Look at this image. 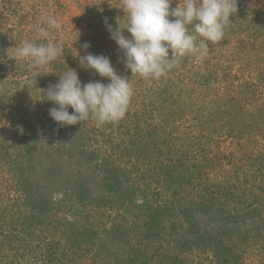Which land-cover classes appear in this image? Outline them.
<instances>
[{"label":"rangeland","instance_id":"1","mask_svg":"<svg viewBox=\"0 0 264 264\" xmlns=\"http://www.w3.org/2000/svg\"><path fill=\"white\" fill-rule=\"evenodd\" d=\"M232 3L224 36L204 56L179 58L159 80H145L125 68L106 27L126 23L123 0H0V264H96L88 237L109 239V252L125 240L138 245L134 233H115L136 221L155 244L160 227L153 235L146 226L155 211L141 204L173 197L183 220L221 201L241 230L230 264H264V0ZM46 16L60 25L48 39L64 53L37 70L15 52L25 40L45 42L37 29L47 28ZM85 42L131 80L133 96L118 122L61 126L46 95L59 75L72 68L82 83L109 82L81 68ZM205 256L216 262L211 250Z\"/></svg>","mask_w":264,"mask_h":264},{"label":"clouds","instance_id":"2","mask_svg":"<svg viewBox=\"0 0 264 264\" xmlns=\"http://www.w3.org/2000/svg\"><path fill=\"white\" fill-rule=\"evenodd\" d=\"M172 3L173 0H123L126 23H118L113 29L105 22L133 77L159 80L179 58L204 56L208 42L222 39L234 11L232 0H183L175 8ZM44 19L47 28L39 27L37 31L45 42L25 40L15 52L17 60L30 61V67L37 70L64 53L62 43L48 39V28L59 29V23L51 16ZM82 47L86 54L78 52L77 56L81 68L93 70L109 82L82 83L78 72L69 68L46 90L47 100L56 105L49 109V116L61 126L81 124L90 117L98 127L118 122L125 117L133 96L131 80L117 73L109 57L88 52L89 43ZM69 107L74 111L70 113Z\"/></svg>","mask_w":264,"mask_h":264},{"label":"trees","instance_id":"3","mask_svg":"<svg viewBox=\"0 0 264 264\" xmlns=\"http://www.w3.org/2000/svg\"><path fill=\"white\" fill-rule=\"evenodd\" d=\"M165 169L168 170V168ZM169 188L171 190L176 189L172 183L169 184ZM172 199L173 202L167 200L163 205L153 204L146 207V204H141L144 209L148 208V213L155 211L153 215L149 213L151 219L148 215L149 219L146 221L148 232L151 234L153 233V235L156 233L157 228L160 227L156 235L158 236V240L155 244L146 241L145 238L147 234L145 235L143 231L139 230L142 226L140 221L134 222L130 228L124 227L123 224L115 230L116 234L120 233V239L125 235L127 236L128 232L134 233L133 237L138 239V245H132L131 241L125 240L121 241L120 245H118L117 251L111 250L112 252H109V247L107 245V242H110L109 239L106 240V238H102V240L95 241L89 236L88 238L90 240L87 243H89V246L92 248L96 247L97 250L92 257L94 260H100H98L96 264H110L109 258L113 256L114 259L119 262L117 264H230V262H233L231 261L232 257L229 253L231 252L230 249L232 246L229 245H231V242L236 243L233 241V239L236 238L234 235L240 236L241 230L231 227V219L224 214V206L221 205V201H217V199L214 201L211 200V202L206 205L208 210L212 209L209 206H219L213 213L211 212L208 215L198 213L183 220L176 212L178 208L176 205L177 202H180V199L176 197ZM179 204V206L183 205L182 203ZM199 206L202 207V203H199ZM220 207L222 209H219ZM185 211L187 210H182L181 208L183 214H185ZM159 214L162 215V218L160 219L161 223L157 224L156 218L160 217ZM166 222H169L168 225ZM233 223L234 225L236 224V222ZM250 225H252V223L248 222L246 227L250 228ZM237 228H240V226L238 225ZM179 232L180 235H178ZM226 240H228V243H226ZM127 243L129 244V251L126 253L128 257L122 259L120 257L123 256L124 253L122 249H124L125 245H128ZM153 246H155L154 253L156 257L159 258L158 262H154V259L150 255V250L153 249ZM209 250H211V253L215 256L216 262L209 260V257L207 258L205 256L208 254ZM192 255H194L196 259L190 260V256ZM49 261H52V259ZM227 261L228 263H226Z\"/></svg>","mask_w":264,"mask_h":264}]
</instances>
